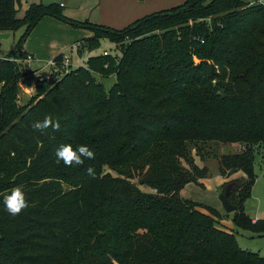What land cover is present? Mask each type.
Returning <instances> with one entry per match:
<instances>
[{"label":"trees","instance_id":"obj_1","mask_svg":"<svg viewBox=\"0 0 264 264\" xmlns=\"http://www.w3.org/2000/svg\"><path fill=\"white\" fill-rule=\"evenodd\" d=\"M20 1L0 0V31L24 28L12 56H26L22 46L45 15L88 29L84 50L105 37L120 53L37 81L28 105L19 98L27 65L11 55L0 62V264H264L216 225L219 210L179 195L203 171L182 165L191 144L243 143L244 151L219 157V171L241 172L223 187L232 184L228 199L243 226L259 223L244 202L253 146L264 144V4L185 0L117 30L64 18L62 4L32 3L18 17ZM107 75L116 79L108 92ZM48 115L59 131L32 128ZM62 144L87 145L95 159L57 164ZM15 186L29 207L11 216L2 198Z\"/></svg>","mask_w":264,"mask_h":264},{"label":"rangeland","instance_id":"obj_2","mask_svg":"<svg viewBox=\"0 0 264 264\" xmlns=\"http://www.w3.org/2000/svg\"><path fill=\"white\" fill-rule=\"evenodd\" d=\"M131 1L137 3V7L150 8L151 10L148 14L170 9L171 7L185 2V0H180L174 4L171 2L173 0H21L17 5V14L18 17H23L27 8L32 3H41L43 5H61L62 3L59 9L64 18L81 22L90 21L120 30L130 23L122 24V20L118 18L117 22H115L116 24H111L109 22V19H111L110 13L113 8L121 7L120 5L122 4H126L129 7L133 6L135 3L132 4ZM248 1L250 2L249 5L260 4V0ZM23 32L24 28H19L11 33L9 37L0 39L1 59L10 57L12 52L16 49L18 40ZM89 32L90 31L86 28L73 26L55 16L45 15L30 32L27 40L22 46V50L26 54H31L34 59L38 61L29 63L32 69L38 65H44V62H40L63 52L71 57L73 66H82L84 68H88L87 60L91 56L106 54L118 55L120 53L118 47L105 37H102L98 45L92 50H84L83 39ZM35 48H38L45 56L41 57L36 54L34 52ZM19 54L16 56L11 55L10 59H18L21 63L26 64L21 61ZM193 59L195 63L199 62L196 57ZM207 62L213 65L211 59H207ZM37 75H40V73ZM34 76L35 75H29L19 82V98L22 104L28 105L31 99H38ZM30 78L34 80L32 84L28 86L21 85V82ZM100 82L103 84L104 90L108 92L115 84L116 79L114 75H107L102 76ZM215 82L219 83L221 81L218 77H214L213 83ZM225 82L226 80H224L223 83ZM189 149L190 153L188 157L182 159V165L187 170L192 171V169L196 168L203 171L194 170V175L189 172L190 175L194 176V180L188 182L179 192V195L183 198H189L208 204L210 207L219 210L221 216L216 218V225L227 232H231L239 248L247 252L257 253L261 257H264V144L259 143L253 146L254 181L250 194L244 202L245 211L249 218L255 219V221L252 220L254 222L257 220L259 222L258 225L252 228L244 227L241 220H238L236 217L235 211L226 213L219 200L220 193L225 189V187H223L224 183L233 177L241 176V172H237L229 178L222 176L219 171V157L223 154L244 151L246 145L243 143L206 141L191 144ZM132 182L143 190H151L145 185H140L136 179H132ZM94 226V223H91L89 229H92Z\"/></svg>","mask_w":264,"mask_h":264},{"label":"clouds","instance_id":"obj_3","mask_svg":"<svg viewBox=\"0 0 264 264\" xmlns=\"http://www.w3.org/2000/svg\"><path fill=\"white\" fill-rule=\"evenodd\" d=\"M264 4V0H260ZM32 128L41 133L51 128L53 131L60 130L59 120H54L51 115L45 116L42 121H35L32 123ZM56 163H63L66 167L83 166L86 160H94L95 153L87 145L80 144L75 148L72 144H62L55 152ZM87 175L95 177V170L92 167L86 169ZM60 182V181H58ZM2 202L5 210L11 216H17L29 207L26 194L23 186L13 187L7 194L3 195Z\"/></svg>","mask_w":264,"mask_h":264},{"label":"built area","instance_id":"obj_4","mask_svg":"<svg viewBox=\"0 0 264 264\" xmlns=\"http://www.w3.org/2000/svg\"><path fill=\"white\" fill-rule=\"evenodd\" d=\"M8 59L9 58L7 59L0 58V62L4 60H8ZM15 61H17V59ZM21 61L26 63L27 68H28V73L26 74L25 77L27 78L29 75L31 76L35 75L34 76L35 83L41 80L49 81L51 79L60 78L69 72V69L72 65L71 58L67 54L63 55L61 61H57L56 59L52 57L45 61L40 62V63L44 62V65L42 66L38 65L39 67L36 66L33 69L31 68V66H29V63L36 62V60L31 54H26V56L23 59H21ZM38 73H40V75H37Z\"/></svg>","mask_w":264,"mask_h":264},{"label":"crops","instance_id":"obj_5","mask_svg":"<svg viewBox=\"0 0 264 264\" xmlns=\"http://www.w3.org/2000/svg\"><path fill=\"white\" fill-rule=\"evenodd\" d=\"M180 0H173L171 2H173L174 4L176 2H179ZM132 4H134V1H131ZM62 4V3H61ZM137 3H135L133 6L129 7L126 4H122L120 5L121 7H115L112 9V12L110 13L111 15V19H109L111 24H116L115 22H117V19L119 18L120 20H122V24H126V23H130L134 22L137 19H140L144 16H146L148 14V12L151 10L150 8H144V7H137ZM120 24V25H122ZM91 32H89V34L86 36H90ZM11 35V32H10ZM36 54H38L41 57H44L45 55H43V53L41 51H39L38 48H35L34 51ZM52 58V57H51ZM38 62V61H36ZM255 221V219H252Z\"/></svg>","mask_w":264,"mask_h":264},{"label":"water","instance_id":"obj_6","mask_svg":"<svg viewBox=\"0 0 264 264\" xmlns=\"http://www.w3.org/2000/svg\"><path fill=\"white\" fill-rule=\"evenodd\" d=\"M9 36H10V32L0 31V39L7 38ZM95 78H99V76L95 75ZM32 81H34L33 78H30L28 80L21 82V85L28 86V85L32 84ZM222 96H224L223 92H222ZM231 189H232V184H228L225 187V189L219 195V200H220L221 206L226 213L232 212L236 209V206L233 205L228 199V195H229Z\"/></svg>","mask_w":264,"mask_h":264}]
</instances>
